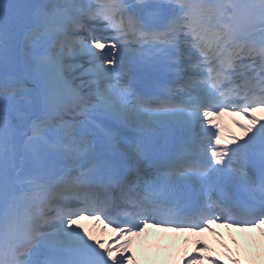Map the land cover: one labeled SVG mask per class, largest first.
I'll use <instances>...</instances> for the list:
<instances>
[{
	"label": "snow or ice",
	"instance_id": "obj_1",
	"mask_svg": "<svg viewBox=\"0 0 264 264\" xmlns=\"http://www.w3.org/2000/svg\"><path fill=\"white\" fill-rule=\"evenodd\" d=\"M257 113L264 0H0V264H138L150 228L264 264Z\"/></svg>",
	"mask_w": 264,
	"mask_h": 264
},
{
	"label": "bare ground",
	"instance_id": "obj_2",
	"mask_svg": "<svg viewBox=\"0 0 264 264\" xmlns=\"http://www.w3.org/2000/svg\"><path fill=\"white\" fill-rule=\"evenodd\" d=\"M259 115H264L257 113ZM233 119L239 121L240 124H247L248 119L244 118L243 116L240 117H224V124L226 129L233 135L237 137L244 136L243 130L239 129V125L233 122ZM93 235L97 238L101 239L102 242L105 243V246H108L113 243V239L117 236L111 229L108 228L105 232L99 228H96L92 225L89 228ZM216 232L221 233L222 238L228 244L229 248H235V245L231 243V236H235L237 239L240 238L242 235L235 229H226L220 228L216 230ZM252 235H256L253 233ZM189 235L187 233L184 234H176L171 232H162L158 229H147L146 235H142L141 237L137 238V243L134 245L133 251L136 256V260L138 264H181V260L179 258L180 253H184L185 251L191 252L192 248L195 246L193 243H190L188 240ZM200 239L205 240L211 247L215 249H221L223 253V249L219 246L218 240L214 237L211 233L208 235H203ZM141 241H159L162 243L164 248L162 250H157L155 248L152 249H145L141 247ZM210 255L216 256V253H210ZM208 261H203V264H207Z\"/></svg>",
	"mask_w": 264,
	"mask_h": 264
},
{
	"label": "rangeland",
	"instance_id": "obj_3",
	"mask_svg": "<svg viewBox=\"0 0 264 264\" xmlns=\"http://www.w3.org/2000/svg\"><path fill=\"white\" fill-rule=\"evenodd\" d=\"M219 256H221L222 258H225V255L223 256V254H220ZM226 261H223L222 259H220V260H222L223 261V264H229V260H228V257L226 256Z\"/></svg>",
	"mask_w": 264,
	"mask_h": 264
}]
</instances>
